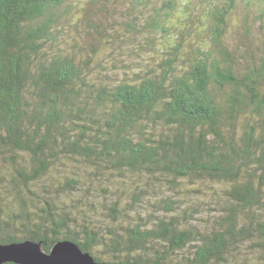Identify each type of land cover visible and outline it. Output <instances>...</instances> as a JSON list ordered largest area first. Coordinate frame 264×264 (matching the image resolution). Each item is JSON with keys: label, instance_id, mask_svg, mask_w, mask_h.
Listing matches in <instances>:
<instances>
[{"label": "trees", "instance_id": "1", "mask_svg": "<svg viewBox=\"0 0 264 264\" xmlns=\"http://www.w3.org/2000/svg\"><path fill=\"white\" fill-rule=\"evenodd\" d=\"M158 1L128 0L133 12L151 5L147 24L166 34L163 55H116L104 69L65 51L66 23L82 19L70 0H0V243L31 239L49 251L70 240L98 262L135 264H232L246 241L264 251V59L235 72L242 53L226 37L238 12L250 32L264 0ZM196 1L210 37L174 39L172 16L188 22ZM138 16L125 26L137 29ZM129 175L155 192L217 182L224 204L207 232L190 224L198 204L168 196L153 219H87L83 207L99 203L112 221L129 218L109 196Z\"/></svg>", "mask_w": 264, "mask_h": 264}, {"label": "rangeland", "instance_id": "2", "mask_svg": "<svg viewBox=\"0 0 264 264\" xmlns=\"http://www.w3.org/2000/svg\"><path fill=\"white\" fill-rule=\"evenodd\" d=\"M152 1L156 3V6L161 4L158 0ZM70 3L78 7L82 19L76 21L73 19L71 23H66L64 27L67 34V43L64 45L65 51L75 53L78 57L90 56L93 64H97L96 60L100 58V66H103L104 69L108 68L109 65H107L108 62L103 61L116 55L121 60H125L126 63L137 59H149L153 53V56L163 55L162 48L166 34L160 31L150 34V27L147 24L152 13L150 4L147 3L145 8L133 12L128 0H70ZM189 7L192 12V19L185 23L179 20V18H183L182 13H174L171 22L173 26L168 29L169 35L171 37L176 36L174 39L184 42H199L208 39L210 34L207 31L205 20H203L205 18L203 11L201 10L202 16L198 15L201 5L196 1L194 5ZM175 8L181 10L183 4L178 2ZM135 15H139L136 19L137 29L125 26V22H130ZM244 19L243 12L234 14L226 32L229 48H237L243 57H240L241 61L236 62L233 66L235 72L246 71L249 65L259 63V60L264 59V16L261 20H259L257 14L250 16L249 20L255 22V24H252L253 29L250 32L246 31L243 26ZM257 20L262 25L257 23ZM128 30L137 32L136 39L142 40V42L138 43L136 41L138 44L132 42L130 40L131 33ZM123 36L132 43L129 44L126 39H122ZM143 41H147L148 44L143 43ZM95 67L100 69V67ZM124 180L127 182L126 184H117L120 187L115 186L109 189L111 191L109 196L110 198H121L122 205L125 206V212L128 213L129 218L118 222L112 221L105 213H101L99 209L102 208V205L99 203L96 209L83 207L88 215L87 219L90 218L94 224L103 227L117 223L119 226H125L138 216L153 219L154 216L164 214L161 198L168 196V198L177 200V205H181V208L192 202L198 204L195 206V210L192 211L193 216L190 219V224L198 227L201 231L207 232L213 225L211 219L219 213L215 209L216 206L224 204L222 193L224 185L217 182L207 181L200 185L199 183L190 184L184 180L173 191L160 189V192H155L156 189L145 185V179L136 175L126 176ZM138 183L140 184L137 185ZM97 193H99L96 195L97 202L104 200V194L99 190H97ZM215 202H217V205ZM190 210L192 209H187V211ZM152 215L153 217H151ZM250 247L248 241L243 243L239 249L241 250L240 257L233 260L232 264H254L255 262L264 264V251H254Z\"/></svg>", "mask_w": 264, "mask_h": 264}, {"label": "water", "instance_id": "3", "mask_svg": "<svg viewBox=\"0 0 264 264\" xmlns=\"http://www.w3.org/2000/svg\"><path fill=\"white\" fill-rule=\"evenodd\" d=\"M135 264L131 262H98L78 244L58 240L45 251L41 242L31 239L0 243V264Z\"/></svg>", "mask_w": 264, "mask_h": 264}]
</instances>
